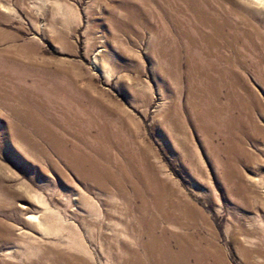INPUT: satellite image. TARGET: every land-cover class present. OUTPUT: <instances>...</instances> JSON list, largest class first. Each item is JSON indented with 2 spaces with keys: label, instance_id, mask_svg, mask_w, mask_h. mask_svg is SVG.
<instances>
[{
  "label": "rangeland",
  "instance_id": "1",
  "mask_svg": "<svg viewBox=\"0 0 264 264\" xmlns=\"http://www.w3.org/2000/svg\"><path fill=\"white\" fill-rule=\"evenodd\" d=\"M157 237L264 264V0H0V264Z\"/></svg>",
  "mask_w": 264,
  "mask_h": 264
},
{
  "label": "bare ground",
  "instance_id": "2",
  "mask_svg": "<svg viewBox=\"0 0 264 264\" xmlns=\"http://www.w3.org/2000/svg\"><path fill=\"white\" fill-rule=\"evenodd\" d=\"M90 173H94V172L90 171ZM141 178L145 179L142 175H141ZM110 180L112 181L111 177H110ZM107 185L108 184L102 185V188H106ZM98 187H101V186H98ZM116 188L119 189V191L121 192L124 191L125 189L124 185H122L121 183L116 184ZM175 207L178 208L180 212H183L182 214L187 215L186 207H182L181 205H175ZM142 221L144 222L145 220H142ZM156 226L157 225L155 221L150 222L148 225V230H151V227L154 228ZM146 247L147 249L142 255L139 256L138 255L139 253L137 254L138 264H146L147 261L151 264H162V258L164 259L165 263H168V264H175V261H179L181 262V264H188L187 260L190 256L201 255L200 259H203L207 255V251L204 250L203 252V248H201V245L190 247V246L179 244V250L177 252L178 255L175 257L171 255V252L167 246L161 244L160 237L153 238L150 242H148V244H146Z\"/></svg>",
  "mask_w": 264,
  "mask_h": 264
}]
</instances>
